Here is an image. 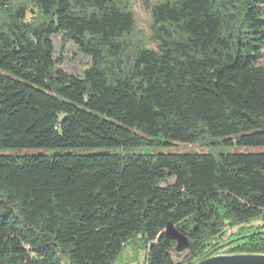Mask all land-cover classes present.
<instances>
[{
	"label": "trees",
	"instance_id": "trees-1",
	"mask_svg": "<svg viewBox=\"0 0 264 264\" xmlns=\"http://www.w3.org/2000/svg\"><path fill=\"white\" fill-rule=\"evenodd\" d=\"M141 2L156 49L128 55V0H0V149L264 146V0ZM234 227L227 253L264 254V152L0 155V264H114L134 238L143 264H194Z\"/></svg>",
	"mask_w": 264,
	"mask_h": 264
},
{
	"label": "rangeland",
	"instance_id": "rangeland-1",
	"mask_svg": "<svg viewBox=\"0 0 264 264\" xmlns=\"http://www.w3.org/2000/svg\"><path fill=\"white\" fill-rule=\"evenodd\" d=\"M128 5L134 15V31L130 35L128 42L127 53L131 54L135 42H139L147 48L156 49V41L154 39L152 30V20L150 10L141 0H128ZM51 41L54 46V55H60L63 59L61 64H57L55 68H60L68 74L75 76H82V73L90 65V57L79 53L73 42H66L62 45L60 34L53 35ZM264 60L263 57L260 60ZM145 142L133 145L122 149L120 146L115 147H69V148H19V149H0V155L11 156H34V155H61V154H75V155H91V154H125V155H156L167 153H257L264 152V146H239L235 143L226 144L221 141V137H215L207 140H199L195 142H180L167 140L164 137H144ZM173 178H169L168 182H172ZM262 224L257 220L251 223V230H256L257 226ZM249 226V225H248ZM237 227L228 228L220 235L222 246L218 253H227L229 248L227 245L230 241H225L226 237L232 232L236 231ZM185 251L181 255H175V261H180L181 258L188 254ZM145 248L142 246L138 238H134L131 242L126 244L122 251L118 254L114 264H143L145 261Z\"/></svg>",
	"mask_w": 264,
	"mask_h": 264
},
{
	"label": "water",
	"instance_id": "water-1",
	"mask_svg": "<svg viewBox=\"0 0 264 264\" xmlns=\"http://www.w3.org/2000/svg\"><path fill=\"white\" fill-rule=\"evenodd\" d=\"M194 264H264V254L216 253L204 256Z\"/></svg>",
	"mask_w": 264,
	"mask_h": 264
}]
</instances>
